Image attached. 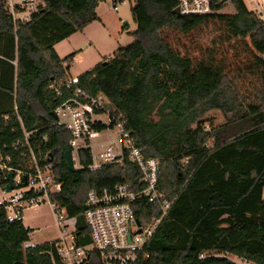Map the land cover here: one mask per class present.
Instances as JSON below:
<instances>
[{
    "label": "trees",
    "instance_id": "trees-1",
    "mask_svg": "<svg viewBox=\"0 0 264 264\" xmlns=\"http://www.w3.org/2000/svg\"><path fill=\"white\" fill-rule=\"evenodd\" d=\"M40 1L27 20H20L0 0V163L24 166L23 131L32 132L33 152L52 157L61 185L51 199L75 219V242L88 244L86 194L122 181L124 172L115 165L89 170L85 151L80 154L84 167L70 170L64 160L69 134L53 112L76 88L103 93L122 113L136 145L158 160L159 188L173 200L149 242L150 257L136 264H235L221 256L200 259L207 251L264 264V25L257 16L242 0H233L231 15L208 16L175 14L177 0H134L133 41L67 88L63 62L74 52L60 58L54 46L98 20L101 0ZM210 24L220 25L228 38L248 39L262 68L253 99L228 73L190 79L192 58L185 45L180 51L172 40ZM211 111H219L225 122L207 130ZM43 135L46 143L40 141ZM5 177L7 171L0 169V186ZM141 203L142 217L160 214L158 202ZM30 232L22 219L8 221L0 204V264H62L54 241L24 249Z\"/></svg>",
    "mask_w": 264,
    "mask_h": 264
},
{
    "label": "built area",
    "instance_id": "built-area-1",
    "mask_svg": "<svg viewBox=\"0 0 264 264\" xmlns=\"http://www.w3.org/2000/svg\"><path fill=\"white\" fill-rule=\"evenodd\" d=\"M4 1L11 13L10 7L16 8V1ZM252 1V9H248L245 2L244 4L264 25V0ZM177 2L176 8L179 9L180 15H231L235 12L233 0ZM33 7L30 12L36 10L38 4ZM113 9H118L116 4H113ZM76 82L77 79L73 78L67 81L65 86L68 88ZM53 113L56 124L69 134L68 148L71 149L75 169L84 167L80 154L85 151L90 156L87 165L89 170L96 171L104 166L115 165L121 167L124 172L122 181L87 192L83 215L89 228L90 242L77 244L74 240L75 226L71 227L69 233L54 241L61 263L136 264L148 259L151 255L149 242L173 202L165 198L159 188L158 160L146 156L136 145L131 131L124 126L122 113L103 93L91 95L76 88L71 95L57 102ZM31 134L32 132L23 131V144L28 151L24 166L12 168L0 163L1 170L5 169L7 173L14 174L11 191L4 192L2 189L7 181L0 186V192L3 194L0 196V204L5 205L10 222L23 220V210L27 207L49 204L55 212L57 223L63 228H68L69 222H75V219L68 217L64 209L51 199V195L59 192L61 187L55 179L52 157L48 156V153L33 152L29 142ZM40 141L46 143L47 136L43 135ZM18 144L19 140H16L11 146L16 149ZM5 159L10 161L11 157L7 156ZM143 200L158 202L160 214L150 218L142 217ZM61 210L65 215L61 214ZM34 246L29 240L23 243L24 249ZM212 255L226 257L235 264H261L221 251L203 252L199 258Z\"/></svg>",
    "mask_w": 264,
    "mask_h": 264
},
{
    "label": "rangeland",
    "instance_id": "rangeland-1",
    "mask_svg": "<svg viewBox=\"0 0 264 264\" xmlns=\"http://www.w3.org/2000/svg\"><path fill=\"white\" fill-rule=\"evenodd\" d=\"M14 1L16 8L10 7V11L15 19L20 20H26L33 6L41 3L40 0H25L22 3L20 1L23 0ZM244 2L248 9L253 8L252 0H244ZM133 3L134 0H101L96 7L101 22L95 21L83 33L78 32L57 44L56 49L60 56L72 53L76 48H82L80 59L77 58L73 65L69 61L65 62L66 65L70 64L69 72L72 76L99 62L96 49L105 52L103 53L105 56H113L116 46L124 47L133 41L131 32L136 28L131 13ZM113 4L117 5L116 11L113 9ZM124 22L127 24L124 25ZM108 26H112V31H108ZM86 38L93 41L88 49H86L88 46ZM172 45L180 51H183L185 45V51L190 55L193 63L190 72L192 82L199 77L228 73L237 80L241 90L251 99L255 90L262 85V68L258 65L256 57L252 55L248 39L228 38L220 25L201 26L185 37H175ZM67 80H70V77ZM249 107L255 110L257 105L250 103ZM206 118L208 121L205 122L204 127L207 130L225 122L219 111H211ZM0 196H3L1 192ZM60 212L65 215L63 210ZM23 224L31 229L29 238L36 244L59 240L75 226L74 221L69 222L68 228L59 225L55 212L46 203L25 208Z\"/></svg>",
    "mask_w": 264,
    "mask_h": 264
},
{
    "label": "crops",
    "instance_id": "crops-1",
    "mask_svg": "<svg viewBox=\"0 0 264 264\" xmlns=\"http://www.w3.org/2000/svg\"><path fill=\"white\" fill-rule=\"evenodd\" d=\"M97 13V12H96ZM29 14L30 13H28V17H29ZM98 15V14H97ZM28 18H26V20H27ZM101 18H100V16H98V20H95V21H100L101 22ZM95 21H93V22H95ZM93 22H91L90 24H88L86 27H84L83 28V30H81V31H78V32H84V30H86V28H88ZM112 31V26H108V31ZM78 32H75V33H73L72 35H70L68 38H70L71 36H73L74 34H76V33H78ZM109 36H111V34H109ZM68 38H66V39H68ZM119 38H121V36H119ZM92 40H90L89 38H86V43H87V48L86 49H88V48H90L91 46H92ZM58 43H60V42H58ZM57 43V44H58ZM57 44H55V46H54V48H55V50H56V52H57V54L59 55V53H58V51H57V49H56V46H57ZM119 46H116L115 48H114V50H113V53L115 52V50L118 48ZM97 50V56H98V58L100 59L99 60V62H101L103 59H105V58H109V57H111V56H105V55H103V53H105V52H102V51H100V50H98V49H96ZM72 52H74V56H73V58H72V60H70L69 62L73 65L74 63H75V60L77 59V58H79L80 59V55H81V53H82V48L81 47H79V48H76V49H74V50H72ZM70 54V53H69ZM68 55V54H67ZM67 55H65V56H67ZM65 56H60L59 55V57L60 58H64ZM99 62H96L95 64H93L92 66H90V68H88V69H86V70H83L82 72H78L77 74H76V76H72L71 74H70V72H69V68H70V64L69 65H66L65 64V62H63V65L66 67H68V75H69V77H70V80L71 79H77V76H79L81 73H83V72H85V71H87V70H89V69H91L92 67H94L97 63H99ZM29 241H31L30 240V238H29ZM32 243H34L33 241H31ZM35 245H36V243H34Z\"/></svg>",
    "mask_w": 264,
    "mask_h": 264
},
{
    "label": "water",
    "instance_id": "water-1",
    "mask_svg": "<svg viewBox=\"0 0 264 264\" xmlns=\"http://www.w3.org/2000/svg\"><path fill=\"white\" fill-rule=\"evenodd\" d=\"M173 12L177 15H180L179 14V9L178 8H175L173 10ZM124 25H126L127 23L124 22L123 23ZM64 160H65V163L67 165V167L70 169V170H74L75 168L73 167V162H72V157H71V149L70 148H67L64 152ZM14 174L12 172H8L7 173V177H6V180H7V183L4 185V187L2 188L4 192H9L12 190V178H13ZM86 209V206L83 205V210Z\"/></svg>",
    "mask_w": 264,
    "mask_h": 264
}]
</instances>
